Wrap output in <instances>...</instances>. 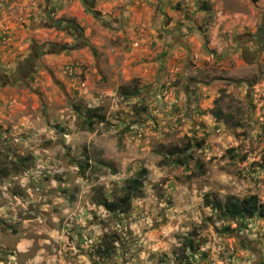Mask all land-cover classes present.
I'll return each instance as SVG.
<instances>
[{
  "label": "rangeland",
  "instance_id": "374dc122",
  "mask_svg": "<svg viewBox=\"0 0 264 264\" xmlns=\"http://www.w3.org/2000/svg\"><path fill=\"white\" fill-rule=\"evenodd\" d=\"M88 1L112 27L64 0L84 43L0 89V264H264V214L212 208L264 205V50L174 48L154 3ZM44 4L0 0V69L59 36ZM144 167L128 211L102 204Z\"/></svg>",
  "mask_w": 264,
  "mask_h": 264
},
{
  "label": "crops",
  "instance_id": "0c3cea01",
  "mask_svg": "<svg viewBox=\"0 0 264 264\" xmlns=\"http://www.w3.org/2000/svg\"><path fill=\"white\" fill-rule=\"evenodd\" d=\"M130 1V0H129ZM131 8L152 2L156 19L162 23L157 31H174L168 36L171 47L194 49L202 40L213 48L224 50L238 42L245 43L240 51L246 61L261 23H264V0H131ZM166 12V13H165ZM170 16L171 20L162 17ZM255 38L253 39V37ZM253 39V40H252ZM249 42V43H248ZM175 46V44H177ZM191 44V47H189ZM236 51V50H235Z\"/></svg>",
  "mask_w": 264,
  "mask_h": 264
},
{
  "label": "flooded vegetation",
  "instance_id": "af4514ba",
  "mask_svg": "<svg viewBox=\"0 0 264 264\" xmlns=\"http://www.w3.org/2000/svg\"><path fill=\"white\" fill-rule=\"evenodd\" d=\"M52 1L53 0H45L43 14L44 16H46V19L41 18V27H52L56 29L59 33V36L63 38L65 37V34H67L68 36L71 35L73 41L69 42V39L59 38L57 34L51 39H45L44 42L39 45L33 44L31 46V51L16 64V67L12 71H5L3 69H0V89L8 85H14L17 82H26L30 78V76L34 74L36 62L46 53L54 50H56V52H64L70 50V45H73L74 48H77L84 43L85 31L82 28L83 24L79 23L78 21H75L73 18L62 19L65 14L64 9L62 8L64 0H55V3L51 5ZM77 1L83 7L84 12L100 20L103 25L109 28L112 27L111 20L106 19L105 16L101 13V11H99L96 7H92L88 0H85V2L89 6V8L95 11V15L88 12L86 8L82 5L80 0ZM56 10L58 11V13L62 12V14L55 15ZM71 16L74 17L75 15L73 14ZM159 32L171 36V33L173 35L174 31L164 29L161 31L159 30ZM255 36L257 37L256 39H254ZM255 36L253 37L254 43L252 44V47H248L247 49V52H249L248 50H250L251 53V55L248 54V58L250 60L252 58L259 57L264 50V23L261 24L257 35ZM62 45H64L65 48H63L61 51H57L59 48H61ZM238 45L239 46H237L235 50L242 51L243 48L247 47H245V43L243 44L238 42Z\"/></svg>",
  "mask_w": 264,
  "mask_h": 264
},
{
  "label": "trees",
  "instance_id": "16d2710c",
  "mask_svg": "<svg viewBox=\"0 0 264 264\" xmlns=\"http://www.w3.org/2000/svg\"><path fill=\"white\" fill-rule=\"evenodd\" d=\"M264 161V155H263ZM148 173L147 168H142L138 175L127 180L123 187V194L119 200L110 202L108 200H103L102 204L110 209H119L120 211H128L131 206V201L135 197L143 196V185ZM208 205L212 204L207 201ZM212 208L220 209L221 214L225 217L234 218L237 216L242 217H253L256 214H264V205L259 202L258 196L256 194H251L243 198H235L233 200H227L222 204L218 199L212 204Z\"/></svg>",
  "mask_w": 264,
  "mask_h": 264
},
{
  "label": "water",
  "instance_id": "95a60500",
  "mask_svg": "<svg viewBox=\"0 0 264 264\" xmlns=\"http://www.w3.org/2000/svg\"><path fill=\"white\" fill-rule=\"evenodd\" d=\"M82 5L86 8V10L88 12H90L91 14L95 15V11L92 10L91 8H89V6L86 4L85 0H80ZM261 32V31H260ZM202 46H203V49L206 53L208 54H211L215 59H224L227 55L233 53L234 49H229V51H227L225 54H216L207 44V41L205 40H202ZM64 47V45L61 46V48H59L57 51H61ZM70 49H73L74 46L73 45H70L69 46ZM53 52H56V50H54ZM255 60V58H252Z\"/></svg>",
  "mask_w": 264,
  "mask_h": 264
},
{
  "label": "built area",
  "instance_id": "2783aa9c",
  "mask_svg": "<svg viewBox=\"0 0 264 264\" xmlns=\"http://www.w3.org/2000/svg\"><path fill=\"white\" fill-rule=\"evenodd\" d=\"M136 45L138 46V43Z\"/></svg>",
  "mask_w": 264,
  "mask_h": 264
}]
</instances>
